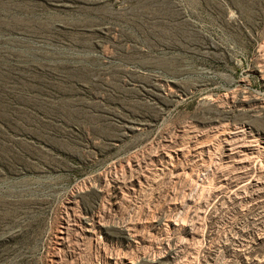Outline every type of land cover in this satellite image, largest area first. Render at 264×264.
I'll return each mask as SVG.
<instances>
[{"label":"rangeland","instance_id":"obj_1","mask_svg":"<svg viewBox=\"0 0 264 264\" xmlns=\"http://www.w3.org/2000/svg\"><path fill=\"white\" fill-rule=\"evenodd\" d=\"M153 260L264 264V0H0V264Z\"/></svg>","mask_w":264,"mask_h":264},{"label":"bare ground","instance_id":"obj_2","mask_svg":"<svg viewBox=\"0 0 264 264\" xmlns=\"http://www.w3.org/2000/svg\"><path fill=\"white\" fill-rule=\"evenodd\" d=\"M151 263V262H150ZM155 263L154 260L152 261V264ZM131 264H134V263H131Z\"/></svg>","mask_w":264,"mask_h":264}]
</instances>
